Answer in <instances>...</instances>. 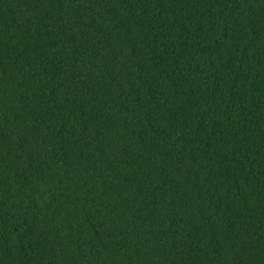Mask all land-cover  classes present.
<instances>
[{
  "label": "trees",
  "instance_id": "trees-1",
  "mask_svg": "<svg viewBox=\"0 0 264 264\" xmlns=\"http://www.w3.org/2000/svg\"><path fill=\"white\" fill-rule=\"evenodd\" d=\"M0 264H264V0H0Z\"/></svg>",
  "mask_w": 264,
  "mask_h": 264
}]
</instances>
